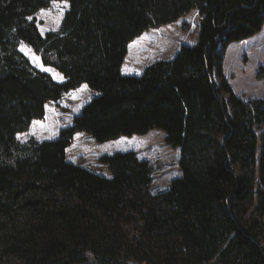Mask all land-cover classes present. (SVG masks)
Segmentation results:
<instances>
[{"label": "trees", "instance_id": "16d2710c", "mask_svg": "<svg viewBox=\"0 0 264 264\" xmlns=\"http://www.w3.org/2000/svg\"><path fill=\"white\" fill-rule=\"evenodd\" d=\"M52 1L64 2L0 0V264H264V97L234 96L223 76L227 47L261 31L264 0H67L41 35L34 15ZM193 10V45L122 75L130 42ZM83 84L97 95L57 138L16 139ZM153 129L179 150L165 191L151 192L133 151L99 157L109 177L66 160L78 132L105 142Z\"/></svg>", "mask_w": 264, "mask_h": 264}, {"label": "rangeland", "instance_id": "374dc122", "mask_svg": "<svg viewBox=\"0 0 264 264\" xmlns=\"http://www.w3.org/2000/svg\"><path fill=\"white\" fill-rule=\"evenodd\" d=\"M66 8L67 4L65 6L64 2L52 1L49 7L34 15L41 35L59 28ZM198 26L199 15L193 10L173 24L151 29L135 38V41L140 40L129 46L122 65V75H140L153 61L171 59L182 44L193 45L197 38ZM19 50L35 68L48 73L55 82L65 81L62 74L54 68L43 66L38 55L27 44L20 43ZM260 66L264 67V24L259 33L241 42L231 43L225 51L223 76L234 96L244 101L264 97L263 81L256 77ZM96 95L97 93L88 89L85 84L69 91L59 100L48 103L43 119L32 121L29 129L18 133L16 139L20 143H26L30 140L57 138L60 129L70 125L82 106ZM223 96L228 102L229 112L232 113L229 93L223 91ZM123 151H133L138 158L149 162L152 193L167 190L171 180L180 177L179 150L168 146L164 133L158 129L150 130L145 135L122 136L105 142H97L87 133L78 132L66 148V160L109 177L110 173L99 161V157Z\"/></svg>", "mask_w": 264, "mask_h": 264}, {"label": "crops", "instance_id": "0c3cea01", "mask_svg": "<svg viewBox=\"0 0 264 264\" xmlns=\"http://www.w3.org/2000/svg\"><path fill=\"white\" fill-rule=\"evenodd\" d=\"M143 34H144V33H143ZM143 34H142V35H143ZM139 40H140V39H139ZM139 40H136V41H135V39H134V41H132V42L128 45V48H129V46H130L132 43L137 42V41H139ZM134 51H135V50H134ZM138 52H139V51H138ZM137 75H138V74H137Z\"/></svg>", "mask_w": 264, "mask_h": 264}, {"label": "snow or ice", "instance_id": "6c2138e0", "mask_svg": "<svg viewBox=\"0 0 264 264\" xmlns=\"http://www.w3.org/2000/svg\"><path fill=\"white\" fill-rule=\"evenodd\" d=\"M64 3H65V6H66V4H67V0H64ZM22 50H24V49L22 48Z\"/></svg>", "mask_w": 264, "mask_h": 264}]
</instances>
